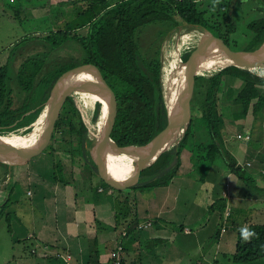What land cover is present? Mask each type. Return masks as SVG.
Listing matches in <instances>:
<instances>
[{"label": "trees", "instance_id": "obj_1", "mask_svg": "<svg viewBox=\"0 0 264 264\" xmlns=\"http://www.w3.org/2000/svg\"><path fill=\"white\" fill-rule=\"evenodd\" d=\"M77 1L82 3L87 1L85 8H81L77 15L82 20V25L78 26L81 28L88 27V34L86 37L75 34L71 39L82 46L85 53L84 63L70 64L56 73L48 86L43 103L35 107L38 108L36 112L24 118L23 116L34 108L19 109L14 107L12 91L7 86L9 66L2 67L0 69V132L14 131L31 124L43 110L58 78L65 72L85 64L95 66L101 71L116 96L117 108L114 125L110 132L111 138L120 147L148 145L166 129L168 113L161 84L160 49L154 60L148 64H143L145 59L139 54L135 39L139 28L168 21L174 23L175 28L180 21L205 28L229 48L232 41L231 36L236 30V23L230 8H227V13L221 14V18H219L210 12L211 9L208 11L211 4L205 6L198 0H119L114 4H111L109 0ZM258 1L261 5L259 12L264 15V0ZM211 17L218 22L212 23ZM225 18L227 23L221 22V19L225 20ZM77 29L80 28L77 27ZM248 30L253 37L248 42V50L246 51L252 52L264 42V16L251 22L248 25ZM54 36L58 37L60 41H48L54 47H59L63 44V40L67 41L70 38L71 34L58 31ZM199 36L196 34L188 37ZM192 55L193 52L187 54L183 61L180 58L175 65V74L180 70L182 62L187 64ZM202 55L205 56H202L198 68H205L214 63L215 58L211 54L203 52ZM28 69L29 64L25 61L18 73L21 81L25 79ZM225 78L241 80L245 84L235 100L231 96L232 88L229 87L226 91L230 96L227 101L231 103L235 122L246 120L251 110L255 120H257L264 110V78L233 66H214L193 80L196 83L202 115L197 120H191L186 134L177 148L151 160L137 174L138 184L134 187L118 189L100 177L102 188L111 194L115 225L123 226L132 220L128 226L130 228H127L128 233L123 239L134 233L138 226L134 229L131 226L133 223L138 224L139 221L131 207V200L128 197H122L121 194L128 189L135 191L153 190L170 186L173 180L178 177L182 165V152L188 145L190 136L195 132L197 141L193 148L191 162L197 166L204 163L210 165L208 167L209 175L205 177L206 182L213 184L218 182L214 176L219 174L215 170L216 163L223 158L233 175L248 185L251 183L250 177L246 175L244 168L238 164L235 158L236 153L241 151V146L236 145L240 140L229 141L223 134L224 128L220 110L223 100L220 95L223 92L222 85ZM83 95V109L85 113H88L98 103L97 96L94 91L89 93L87 91ZM99 108L98 103L94 120L99 117ZM67 128L68 130H66ZM55 129L63 135V139L68 136H77V148L72 150V154L81 158L84 167L91 172L92 176L94 174L99 177L97 166L93 162L88 163L85 160L84 144L88 137V127L73 98H69L64 105ZM52 136L54 137V135ZM65 144H70V141L65 142ZM246 144L248 143H244V145ZM53 169L54 180L67 186L68 183L63 177L62 165L60 163L54 164ZM108 170L111 176L120 179H128L134 175V166L126 167L123 161H116L115 167L108 165ZM193 188L197 194V185ZM192 207L194 208V206ZM207 210L213 213L217 212L218 216L224 218L228 210L227 200L223 198L211 202ZM7 221L9 222L8 218ZM245 228L249 229L252 235L245 240L242 238L241 229L237 231L236 251L232 256V260L236 264H248L264 259V226L248 225ZM89 245L91 253L96 252V241H91ZM95 263L98 264V261L95 262L90 256L89 264Z\"/></svg>", "mask_w": 264, "mask_h": 264}, {"label": "crops", "instance_id": "obj_2", "mask_svg": "<svg viewBox=\"0 0 264 264\" xmlns=\"http://www.w3.org/2000/svg\"><path fill=\"white\" fill-rule=\"evenodd\" d=\"M237 83H241L240 86ZM243 84V81L235 80L237 94ZM245 151H249L253 158L247 156L241 160L237 153L235 158L250 177L249 185L231 172L227 174L226 170L224 174L229 183L225 186L224 174L214 175L218 179L215 184L206 182L205 177L193 178L183 166L168 187L128 189L127 192H134L136 198L133 212L139 223H135L137 229L126 239H123L122 232L125 229L128 233L132 220L123 226L115 225L111 194L105 192L96 181L97 177L92 180L90 175L89 180L83 182L77 177L70 180L65 163L47 153H40L28 164L19 166L0 161V165L14 171L12 175L7 172L5 179L0 178V217L9 219L14 242L26 243V248L9 264H89L90 256L98 264H111V253L120 243L124 246V264H236L232 256L236 251L237 233L229 234L225 227L230 214L223 218L207 209L211 202L224 198L229 210L231 197L234 196L235 209L240 207L257 212L247 226H264V211L258 213L259 208L264 209V148L249 147ZM55 162L62 165L67 186L54 180ZM247 162L252 163L251 167H245ZM21 183L28 186L26 194L17 189ZM230 183L231 190H224ZM195 185L198 187L197 194L193 188ZM127 197L131 200V195ZM24 202L30 206L25 219ZM200 202L207 211L204 221L199 227V222L193 219L186 223L191 210L193 217L197 215L200 208H196L195 204L197 206ZM181 211L186 213L181 214ZM135 224H132V229L136 228ZM91 241L97 243L94 253L89 247ZM68 256L72 257L70 263L67 262ZM248 264H264V259Z\"/></svg>", "mask_w": 264, "mask_h": 264}, {"label": "rangeland", "instance_id": "obj_3", "mask_svg": "<svg viewBox=\"0 0 264 264\" xmlns=\"http://www.w3.org/2000/svg\"><path fill=\"white\" fill-rule=\"evenodd\" d=\"M113 1L119 0H109V2L111 3ZM198 1L204 3L205 6L211 4L208 7V11L209 9H211L210 12L219 18H221V14L225 15L227 13V8H230L231 14L232 16H234V21L236 23L235 33H233L231 36L232 41L230 42V48L234 51L248 50L247 44L253 37L252 33L248 30V25L251 22L258 20L259 18H262L264 16L261 12H259V8L261 7V5L259 4L260 1ZM84 2L85 3L78 2L77 0H0V69L2 67L9 66L7 86L12 91V98L15 108H35L39 106L41 103H43L48 86L54 79L56 73L70 64L84 63L85 53L82 46L71 39V37L75 34L82 37H86L88 34V27L81 28L80 26H78L82 25V20L79 19L77 14L78 11L81 10V8L83 9L85 8V5H87V1ZM211 19L213 18L211 17ZM225 20L221 19V22L227 23V20L226 22ZM214 21L215 19L211 20L212 23H214ZM77 27H79L80 29H77ZM182 27L190 28L189 26L185 25V23L180 21L175 28L174 23L170 21L161 22L157 25L142 26L141 28H139L136 33L135 39L137 40L139 54L145 59V61L143 60V64H148L150 61L154 60L159 49L160 57L162 55V51L164 50L163 55L165 60V50L169 47L168 44L171 36L175 31L179 30ZM191 30L201 36L200 32L195 28L191 27ZM58 31L64 33L68 32L69 34H71V36L67 41L63 40V44H61V46L54 47L51 42L60 41L58 37L54 36V34ZM48 40H50L51 42H49ZM194 49L195 48L184 51L180 55L182 58L181 60L183 61L185 56L187 54H190ZM25 61L28 62L29 69L26 73L27 75L25 79L21 81L19 79L18 73L20 71L19 69ZM257 76L264 78V74ZM237 84H239L240 86L241 83ZM239 86H237V88H239ZM229 87L232 88L231 96L234 100L239 94H237L235 91V80L225 78L222 85L223 92L220 95L223 100L220 106L222 124L224 128L223 134L225 135L227 140L235 142V140H239V135H243L245 132L251 131V141L246 144L245 148H264V131L262 130V127L264 126V110L257 120H255L251 110L246 120L235 122V120L233 119L231 103L227 101L230 97L226 92L228 91L227 89ZM188 89L189 102L191 107V120H197L201 117L202 112L199 106V99L197 97L196 83L194 82V84ZM89 92L90 91H88V93ZM85 93H87V91L77 93V96L84 97L83 94ZM74 100L80 106L79 98L74 97ZM97 104L98 103H96L93 109H91L88 113H85V110H83L82 106H80L81 110H83V120L88 127V137L86 143L84 144L85 160L88 163H94V155L91 151L93 146L89 138L90 133L94 130L96 122L99 121L98 119H93L94 114H96L95 110ZM99 105L101 108V103H99ZM34 112H28L23 116V118L25 116H29ZM38 117L32 122V124H34L38 120ZM32 124L21 127L20 129H16L14 131L0 132V136L5 137L9 134H15L17 136H27L31 131L30 125ZM55 130L56 129L54 127L52 132V135H54V137L51 135L50 142L47 143L45 149L41 153L53 155V157L58 161L64 162L66 172L70 174V180L74 179L75 177L79 178L81 182H83V180H89L91 172L84 167L83 163L81 162V158L78 155L74 156L72 154V150H75L77 148V136H68L67 138L63 139V135H61L58 130ZM66 130H68V128ZM67 141H70V144L66 145L65 142ZM196 141L197 135L195 132L190 136L188 145L182 152V165L179 171L184 166L185 172L192 174L193 178L198 179L200 177H206L209 175L208 167H210V165L207 163H202L203 165L197 166L193 165V163L191 162L193 157V148L195 147ZM92 143H94V141H92ZM243 144L244 142L241 141H238V143L236 144L237 146H241V152H237V155L239 154V159L245 160L247 156L253 158L252 154H250L249 151H245V148H243ZM115 159L117 161V158L115 157L108 158L109 164H107L112 167L115 166ZM55 164H57V162H55ZM190 164H192L191 170L189 168ZM215 170L217 173H219L220 176L224 174L225 170L227 174H229L230 172L223 158L218 160ZM7 172L9 175H12L14 171L12 169L8 170L7 166L3 167V165H0V178L2 180L6 178ZM93 176L95 175L93 174ZM93 176L91 175L92 180L97 177ZM112 177L116 179V177ZM224 178L225 180L223 182L225 186V184L228 182V180H226L225 174ZM96 179L98 183L102 184L101 179H99L98 177ZM10 187H13V185H10ZM230 187L231 183L229 187H224V190L230 191ZM163 188L165 187L155 188V190ZM17 189H19L22 194H26L28 186L24 183H21L19 186H17ZM80 189L81 187L79 188V190ZM133 193L134 192L132 191L127 192V190H124V192L121 194L122 197L131 195L130 198L132 208L135 207L136 202V198L134 197ZM23 204H25L22 205L23 210L26 212L24 217L25 219L26 214L28 215L29 212L28 207L30 206L26 202H24ZM198 205L196 206L195 204L196 208H200V210L196 212L197 215H194L193 217V213L191 210V212L189 213L190 217H188V220L186 221V223H189L190 219H193L194 222L198 221L199 223H197V227H199V224L204 221L207 215V211L206 209H204V206H202V202H200ZM260 211H264V209L259 208L258 213ZM180 213L185 214L186 212L181 211ZM256 213L250 212L249 210L240 207H237L235 209V197L232 196L230 201V208L225 213V215L230 214V217H228L225 221V227L228 228L229 234L235 235V231L237 233L239 229L247 227V222H250L251 219H254V215H256ZM12 231V226H10V222L6 220V217H0V264H9L10 262L12 263L18 253L26 248L25 241L16 243L14 242V232Z\"/></svg>", "mask_w": 264, "mask_h": 264}, {"label": "water", "instance_id": "obj_4", "mask_svg": "<svg viewBox=\"0 0 264 264\" xmlns=\"http://www.w3.org/2000/svg\"><path fill=\"white\" fill-rule=\"evenodd\" d=\"M185 25L190 28H195L200 32L202 43L192 51L193 55L187 64L182 62L180 70L174 74V80L169 85L165 84L163 79L165 62L163 55L164 50L162 51L161 84L163 95L165 94L164 101L168 113V125L150 144L145 146L120 147L111 138L110 132L114 125L117 108L116 96L98 68L92 65H83L65 72L55 82L38 120L30 126L31 131L29 134L35 131L36 124L39 123V120L43 116L41 134L38 141L32 147L20 148L12 145H5L2 142V136H0V161L19 166L27 164L30 159L40 154L45 149L47 143L50 142L53 129L67 100L69 98H73L74 100V97L78 95L77 93L83 91L92 92L93 90L88 89L86 84L96 82L105 93L108 103V110L104 115L103 127L99 128L101 117H98L99 121L96 122L93 130H97L96 135L98 136L97 145L92 148L98 175L118 189L136 186L138 184L137 174L154 158L177 148L186 134L187 128L191 122L188 88L194 84V78L202 76L208 71V67L198 68V63L205 56L202 55L203 52L211 54L215 58L214 65L216 67L220 65L233 66L255 75H261L257 73L256 70L264 68V44L258 50L252 52L234 51L205 28L197 25ZM79 76H88L91 80L85 81L82 78L81 82L78 80L73 84V79H78ZM95 92L98 94L97 91H94V93ZM172 97L174 98L171 99ZM168 99L172 100V108L169 107V103L167 102ZM76 106L82 115L83 110H81V104L79 106V104L76 103ZM136 148L139 152L131 150ZM111 151L135 156L136 163L134 164L133 177L126 180H117L111 176L107 168V156Z\"/></svg>", "mask_w": 264, "mask_h": 264}, {"label": "bare ground", "instance_id": "obj_5", "mask_svg": "<svg viewBox=\"0 0 264 264\" xmlns=\"http://www.w3.org/2000/svg\"><path fill=\"white\" fill-rule=\"evenodd\" d=\"M192 35H196L195 32L193 30H191V28H180L179 30L175 31L173 33V35L171 36L170 40H169V44H168V48L165 50L166 54H165V64H164V83L169 85L173 80H174V74H175V65L178 62V60L181 58V54L189 49L192 48H196L198 47L201 43H202V38L201 36L199 37H188V36H192ZM214 63L210 66H208L209 68L214 67ZM257 73L259 74H264V68L261 69H257L256 70ZM82 78L86 81V80H91V78H89L88 76H79L78 79L75 78L73 79L72 83L75 84V82H77L78 80L81 82ZM86 87L90 90L93 91H97L98 94L95 92L96 96H97V100L98 103H101V108L99 111V116L101 117V122L99 124V128L103 127V120H104V115L107 113L108 110V103L105 97V93L103 92V90L101 89V87L96 83V82H92L90 84H86ZM79 98V102L83 108V97L81 96H77ZM174 97H172L171 99H173ZM167 100V102L169 103V107L172 108L171 105V101L172 100ZM84 110V109H83ZM42 118L39 120V123H37L36 125V129L33 133L27 135V136H17L15 134H9L7 136H2V142L6 145H12L15 147H20V148H29L32 147L39 139V136L41 134V126L43 123L42 122ZM97 130L96 131H92L90 133V138L89 140H91V144L92 146H96L97 145V141H98V136L96 135ZM92 141H94V143H92ZM135 152H139V150L136 149H131ZM92 151V150H91ZM111 157H115L117 158V161H123V164L127 167H131L134 166V164L136 163V159L134 155H128L125 153H117L114 151H111L110 153H108L107 156V163L109 164V160L108 158ZM115 167V166H113ZM120 177V176H119Z\"/></svg>", "mask_w": 264, "mask_h": 264}, {"label": "built area", "instance_id": "obj_6", "mask_svg": "<svg viewBox=\"0 0 264 264\" xmlns=\"http://www.w3.org/2000/svg\"><path fill=\"white\" fill-rule=\"evenodd\" d=\"M238 139L241 142L249 143L251 141V131H247L243 135H239ZM251 165H252L251 162H247L245 167H251ZM126 235H127V230L124 229L122 232V236L125 237ZM123 251H124L123 246L120 243L119 246L111 253V257H110L111 264H124ZM71 261H72V257L68 256L67 262L70 263Z\"/></svg>", "mask_w": 264, "mask_h": 264}, {"label": "clouds", "instance_id": "obj_7", "mask_svg": "<svg viewBox=\"0 0 264 264\" xmlns=\"http://www.w3.org/2000/svg\"><path fill=\"white\" fill-rule=\"evenodd\" d=\"M241 234H242V238L245 240H247L252 235L251 231L247 228H242Z\"/></svg>", "mask_w": 264, "mask_h": 264}]
</instances>
